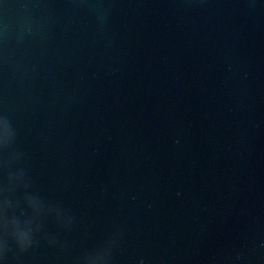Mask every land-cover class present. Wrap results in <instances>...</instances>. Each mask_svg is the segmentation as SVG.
<instances>
[{
  "label": "water",
  "instance_id": "1",
  "mask_svg": "<svg viewBox=\"0 0 264 264\" xmlns=\"http://www.w3.org/2000/svg\"><path fill=\"white\" fill-rule=\"evenodd\" d=\"M263 134L264 0H0V264H235Z\"/></svg>",
  "mask_w": 264,
  "mask_h": 264
},
{
  "label": "clouds",
  "instance_id": "2",
  "mask_svg": "<svg viewBox=\"0 0 264 264\" xmlns=\"http://www.w3.org/2000/svg\"><path fill=\"white\" fill-rule=\"evenodd\" d=\"M13 140L14 135L11 139L0 141V147H10ZM9 164V161H5L4 166L9 167ZM30 186L26 172L21 169L18 172H9L7 186L0 188V197H3L0 198V261H7L8 254L13 252L12 244L23 254L37 243L36 236L43 227L42 217L55 213L56 218H60L59 209L49 207L39 196L27 193ZM18 188L24 189L25 195L15 201L10 200L8 196L14 195ZM22 204L27 206L31 215H28ZM90 259L91 256L85 257L84 264H88ZM242 259V254L235 257V261Z\"/></svg>",
  "mask_w": 264,
  "mask_h": 264
}]
</instances>
